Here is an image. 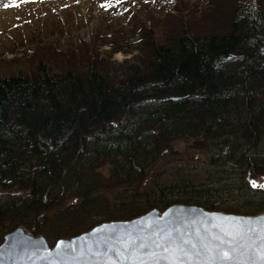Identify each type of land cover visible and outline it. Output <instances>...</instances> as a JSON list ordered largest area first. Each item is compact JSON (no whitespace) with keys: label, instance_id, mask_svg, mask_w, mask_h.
Segmentation results:
<instances>
[{"label":"trees","instance_id":"obj_1","mask_svg":"<svg viewBox=\"0 0 264 264\" xmlns=\"http://www.w3.org/2000/svg\"><path fill=\"white\" fill-rule=\"evenodd\" d=\"M233 4L226 31L152 42L121 79L97 52L133 45L103 38L0 73V233L21 226L52 245L174 204L260 214L264 0ZM181 141L207 160L159 168Z\"/></svg>","mask_w":264,"mask_h":264},{"label":"rangeland","instance_id":"obj_2","mask_svg":"<svg viewBox=\"0 0 264 264\" xmlns=\"http://www.w3.org/2000/svg\"><path fill=\"white\" fill-rule=\"evenodd\" d=\"M233 2L234 0H0V73H27L36 70L38 63L57 64L54 62L55 54L78 51L83 43L91 47L93 42L103 38L104 41L117 39V42L123 39L133 45L132 52L128 48L129 53H112L109 46L97 52L112 75L116 74L121 79L127 67L139 64L138 61L152 42H163L167 37L186 29H190L189 32L194 35L226 31ZM186 146L183 141L176 143V155L171 156L172 161L161 162L159 168L172 164L180 166L193 160H207L205 155L195 157L192 151L188 153ZM233 172L234 170H228L230 174ZM254 182L261 185L264 178L256 177ZM225 184L231 185L232 181ZM222 199L233 204L238 201L246 202L237 194ZM91 219L90 217L89 220ZM46 221H53V217L49 216ZM32 234L46 239L45 235ZM5 235L0 233V244Z\"/></svg>","mask_w":264,"mask_h":264},{"label":"water","instance_id":"obj_3","mask_svg":"<svg viewBox=\"0 0 264 264\" xmlns=\"http://www.w3.org/2000/svg\"><path fill=\"white\" fill-rule=\"evenodd\" d=\"M261 188L264 192V187ZM168 233L174 243L166 238L158 248L154 241L167 237ZM129 238L135 243L128 245L125 255L137 249L143 261L123 260L116 255L115 250L123 251V243ZM60 242L64 246L57 248ZM142 243L147 246L140 249ZM163 245L182 246L188 256L177 252L181 259H165L170 253L164 252ZM109 247L114 250L108 251ZM231 248L236 249L231 253L234 259L219 260L218 250ZM153 251L157 256L150 258ZM0 264H264V211L246 216L205 210L198 205L174 204L163 211L152 209L131 220L99 223L53 245L43 236H34L19 226L4 236Z\"/></svg>","mask_w":264,"mask_h":264},{"label":"snow or ice","instance_id":"obj_4","mask_svg":"<svg viewBox=\"0 0 264 264\" xmlns=\"http://www.w3.org/2000/svg\"><path fill=\"white\" fill-rule=\"evenodd\" d=\"M9 5H5V7H8ZM101 7H105V5H101ZM253 187H264V185H256L255 182L253 181ZM230 234V233H229ZM159 236V234H157ZM168 239L169 243H174V241L171 240V233H168L167 237H160L159 240L154 241V243L156 244V246L159 248L162 246V244L160 243L161 240L164 239ZM135 241L134 239L129 238V240L127 242L123 243V251L120 250H115L116 251V255L118 257H120L123 260H140L143 261L144 257L140 256L138 254V250L137 249H133L131 252H129L127 255H125L126 252H128V245L129 244H134ZM184 244H188L190 243L189 241H184ZM224 241L221 240V244H223ZM64 246V242H60L57 245V248H60ZM147 245L146 244H140L139 248L143 249L145 248ZM192 248L195 249L196 246L192 245ZM114 249L112 247H109L108 251H113ZM163 250L166 253H170L169 257H164L165 259H173V260H179L181 259L180 256L176 255L177 252L182 253L184 256H188V253L185 251V249L182 246L176 245L175 247H169L167 245H163ZM236 249L235 248H231L230 250H225V249H219L218 250V258L221 261H231L234 259V257L231 255L232 252H235ZM106 255V253L104 254ZM196 255L199 256V252H196ZM157 253L155 251L150 253V258L151 257H156ZM190 258V257H189ZM110 259V258H109ZM213 259H217V257H213Z\"/></svg>","mask_w":264,"mask_h":264}]
</instances>
